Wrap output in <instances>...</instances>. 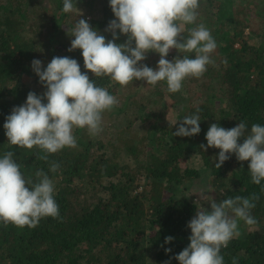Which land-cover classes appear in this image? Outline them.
Here are the masks:
<instances>
[{
  "label": "trees",
  "instance_id": "1",
  "mask_svg": "<svg viewBox=\"0 0 264 264\" xmlns=\"http://www.w3.org/2000/svg\"><path fill=\"white\" fill-rule=\"evenodd\" d=\"M245 2L249 0H199L196 22L185 25L181 36L205 25L217 42L211 53L214 63L200 77H186L182 89L171 93L164 81L152 86L134 80L121 86L109 76L95 77L83 66L82 50L69 51L71 29L80 18L112 39L106 29L115 17L108 0H77L85 14L64 13L63 0H0V155L12 151L33 182L38 170L47 173L60 211L59 218H42L35 227L0 222V264H179L175 256L190 243L187 225L200 205L187 193L203 184L209 194L216 193L217 202L259 196L251 210L257 225L239 221L240 235L221 254L225 264H233L234 257L238 264H264V190L252 182L248 161L232 154L217 169L219 149L201 148L212 123L225 128L241 120L249 128L264 124V0L250 1L260 10L254 15L242 6ZM126 41V35L116 40ZM183 55L194 53L172 48L166 58ZM54 56L75 58L81 71L107 88L118 104L102 114L100 133L75 128V147L45 153L35 146L12 145L3 127L7 115L30 91H46L32 61L41 60L43 68ZM159 58L149 52L141 63L155 68ZM131 110L135 118L129 116ZM173 110L175 123L167 120ZM197 110L201 132L173 135L179 120ZM196 155L200 169L187 162ZM53 163L59 164L55 172L50 170ZM168 236L174 239L165 243Z\"/></svg>",
  "mask_w": 264,
  "mask_h": 264
},
{
  "label": "clouds",
  "instance_id": "2",
  "mask_svg": "<svg viewBox=\"0 0 264 264\" xmlns=\"http://www.w3.org/2000/svg\"><path fill=\"white\" fill-rule=\"evenodd\" d=\"M76 2L63 0L62 11H73ZM108 3L115 17L106 29L112 33V39H106L84 18L77 19L71 29L74 39L69 51L81 49L83 66L95 77L109 76L121 86L134 80H144L152 86L164 81L168 91L175 93L182 89L186 77H200L207 65L214 63L211 53L217 42L205 25L189 28V35L181 36L185 25L196 22L199 0H108ZM119 35H126L127 41L117 43ZM172 48L194 56H177L170 61L166 57ZM149 52L160 56L155 68L141 63ZM32 68L46 91L42 95L30 91L25 102L14 106L7 115L3 127L10 144L56 153L66 146H76L75 128H86L92 135L102 131V114L116 106L118 100L107 88L90 79L87 71L82 72L75 58L54 56L43 68L41 60L33 59ZM198 111L180 119L173 135L199 134ZM205 138L207 144H201V148L219 149L217 169L235 154L239 161H248L252 182L264 190V124L255 123L249 128L241 120L236 126L225 128L212 123ZM13 156L12 151L0 155V222L35 227L42 218H59L53 180L42 170L36 172V182L27 179ZM58 168L59 164L53 163L50 170L55 172ZM209 192H195L199 202H208L210 209L200 203L188 222L190 243L175 256L179 264H225L221 249L240 235L239 221L248 226L258 223L251 211L256 207L258 195L229 196L217 202L206 194ZM173 239L168 236L165 243ZM233 264H238L235 257Z\"/></svg>",
  "mask_w": 264,
  "mask_h": 264
},
{
  "label": "rangeland",
  "instance_id": "3",
  "mask_svg": "<svg viewBox=\"0 0 264 264\" xmlns=\"http://www.w3.org/2000/svg\"><path fill=\"white\" fill-rule=\"evenodd\" d=\"M251 0H249V2H245V3H242L243 5L242 6H245V7H247V8H250V9H252V15H254L255 14V12L257 11L258 13H259V9L257 10V8H254L253 9V7L252 6H250L249 5V3H253V2H250ZM47 9V8H46ZM75 12H79V13H81V14H85V12H87L85 9H81L80 7H78L77 6V4H76V7H74V9H73ZM80 10V11H79ZM51 11V9L49 10V12ZM260 17V16H259ZM258 22H260L259 20H258ZM256 26H254V28H255ZM249 32V29L248 30H246V34ZM248 35V34H247ZM249 41L251 42V43H253L254 42V40L252 39V38H250L249 39ZM238 45H236V47H237ZM177 108V107H176ZM176 111V110H175ZM174 110H173V112L172 113H170V114H168V116H167V120L168 121H170L171 123H175L176 122V120H177V114H176V112H175ZM129 116L130 117H132V118H135L136 116H137V114L133 111V110H131V112L129 113ZM135 128H138L139 130H141L140 128V126L138 125V123L136 124V126H135ZM104 132H102V134H103ZM188 162V164L189 165H192L193 166V168L195 167V168H199L200 169V167H203L199 162H200V156L199 155H196V159H192L191 161L190 160H188L187 161ZM197 166V167H196ZM203 169H201V173L203 174L204 173V171H202ZM200 190H205V191H209V187H208V185L206 186L205 184H203L202 186H200L199 188H198V191H200ZM187 193V192H186ZM189 194H193V197H194V199L200 204H202L203 205V207H205V206H208V205H210L208 202H203V201H201V202H199V195L198 194H195V192L194 193H191V192H189V193H187V195H189ZM206 194H208V195H211L214 199H216V193H213V194H209V193H206Z\"/></svg>",
  "mask_w": 264,
  "mask_h": 264
}]
</instances>
